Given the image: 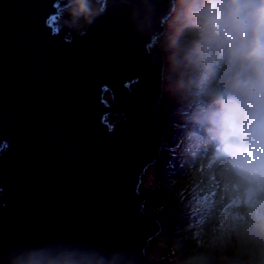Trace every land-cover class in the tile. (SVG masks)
<instances>
[{"label":"water","instance_id":"1","mask_svg":"<svg viewBox=\"0 0 264 264\" xmlns=\"http://www.w3.org/2000/svg\"><path fill=\"white\" fill-rule=\"evenodd\" d=\"M51 2L0 0V137L12 144L0 157V264L31 253L157 264L146 249L161 223L140 183L164 143L157 38L173 0H109L85 36L50 35Z\"/></svg>","mask_w":264,"mask_h":264},{"label":"clouds","instance_id":"2","mask_svg":"<svg viewBox=\"0 0 264 264\" xmlns=\"http://www.w3.org/2000/svg\"><path fill=\"white\" fill-rule=\"evenodd\" d=\"M108 6L109 0H52L49 18L56 16L57 27L49 34L67 29L85 36ZM160 47L167 63L164 90L178 99L203 101L192 117L203 138L189 145L201 148L196 171L222 190L229 167L243 165L253 172L257 188V207L250 213L244 209L245 223L228 241L215 244L216 254L199 252L183 264H264V0H173ZM114 115L109 132L122 120L120 113ZM11 147L0 137V157ZM217 149L224 156L212 161ZM4 192L0 186V195ZM12 264L110 262L74 253H31Z\"/></svg>","mask_w":264,"mask_h":264},{"label":"rangeland","instance_id":"3","mask_svg":"<svg viewBox=\"0 0 264 264\" xmlns=\"http://www.w3.org/2000/svg\"><path fill=\"white\" fill-rule=\"evenodd\" d=\"M164 35L165 32L157 38V43L159 46L164 38ZM162 52L165 58L166 69V53L163 50ZM163 95L160 101V127L164 136V143L161 149L160 157L155 163L147 167L140 183V189L142 187L149 188L151 193V198L145 201V210L149 213L156 214L158 220L161 223V231L150 240V243L146 249V254L157 260V264H179L178 260L171 256V251L167 248L169 244L167 241L168 235L162 233V223H164V219L161 212H165L167 215L166 220L170 217V220L179 222L173 217L174 213L176 211L182 210L183 204L184 206L189 205V209H191L195 202L190 199H186L184 196L189 195V193L186 192L193 188L191 193H198L196 200L197 202L204 203L203 199L206 198L209 201L207 205H204L207 208L206 213L205 208H201V205L197 207L200 209L196 208L193 212L197 214L210 213L208 219L211 220V224L207 226L208 220H200L201 222L197 226H186L188 231H184L183 235H180L178 239H188L184 244H188L191 241L189 238L202 240L203 238L199 236L198 233L208 239H211V235L213 234L212 230H215L213 227L220 220L221 225H219V229L217 230H219L220 233L224 235V239L228 241L231 237V233L236 231L241 225L245 223L246 216L244 209H247L250 213L257 207V188L253 172L243 165H232L229 167L223 179L222 190L220 187L211 186L215 184V181H209L207 179L206 173L196 171L199 163V157L201 155V148L189 147V145L194 140H200L203 138L202 126L194 122L192 119L195 109L201 107L203 105V101H188L179 99L182 101L176 105V107H179L177 119L172 122L174 125L171 130H169L170 132H168V130L165 129L161 123L163 116L161 111ZM105 98L110 100V94L106 93ZM173 100L174 106L178 101V98H173ZM176 107H173V109H176ZM170 115L174 117L173 112H170ZM107 119L109 121H113L115 119V115L107 116ZM180 123L184 124L180 125ZM175 128L178 129L174 130ZM171 134L172 138H170ZM186 147L189 148L188 151H185ZM174 153L180 154L177 155ZM223 156L224 152H221L219 149H217V153L212 157V161L220 159ZM212 161L209 162L210 166ZM166 171L169 172H167V175L165 176L164 174ZM185 188H188L189 190L184 191L185 193H183L182 197L179 199L182 200V203L177 200H173L172 197L167 196V194L170 196L172 194L175 195L177 194L178 190ZM209 193L210 195H208ZM215 203L217 205V209H224L219 213L218 217L216 214L214 215L215 212H212L215 209ZM240 204L244 205L243 217H237L236 215L232 214L233 207H239ZM189 209H186V211ZM229 210L231 211L228 212ZM193 212L187 217V220L191 225H194L195 222ZM224 218H227L226 223L223 222ZM214 237L216 238L217 235ZM218 237H221V235ZM220 239L221 238L216 240L217 243L220 242ZM213 251V254H216V249Z\"/></svg>","mask_w":264,"mask_h":264},{"label":"trees","instance_id":"4","mask_svg":"<svg viewBox=\"0 0 264 264\" xmlns=\"http://www.w3.org/2000/svg\"><path fill=\"white\" fill-rule=\"evenodd\" d=\"M173 98H176V97L172 96L169 92L164 90V95H163V99L161 102V111L163 113L161 123L165 127V129L168 130V132H170L169 130H171V128L174 125V123H172V122L177 119L179 107H176V105H178L180 103V101H182V100L178 99V101L173 106V101H174ZM173 107H176V109H173ZM170 112L174 113V117H172L170 115ZM183 124L184 123H180V125H183ZM177 129L178 128H175L174 130H177ZM170 138H172V134L170 135ZM174 154H177V153H174ZM179 154L180 153H178L177 155H179ZM167 156L169 157L168 154H167ZM167 172H169V171L165 172V174H164L165 176L167 175ZM192 189H190V190L188 188L181 189V190L177 191V194H175V195L172 194L171 196L167 194V196L172 197L173 200H177L180 203H182V200H179V199L182 197L183 193H185L184 191L189 190L188 192H186V193H189V195L184 196V197L186 199H190L193 202H195L194 203L195 205L193 204L191 209H189V205L184 206V204H183V209L180 211H176L174 213L173 217L175 218L176 221H179V222H174V221L170 220V217L166 220L167 215L165 214V212H161L163 219H164V223H162V233L168 235L167 241L169 244H168L167 248H168V250L171 251V256L176 258L178 260L179 264H183V261L187 257L195 255L199 252L208 251V252L213 254V252H214L213 250H215L214 249L215 245H213V244L217 243L216 240H218L219 238H221L219 240L220 242L221 241H224V242L227 241L226 239H224L225 238L224 235H222L220 233V231L217 230V229H219V225H221L220 220L213 227V229H215V230H212L213 234L211 235V237H212L211 239H208V238L202 236L200 233H198V235L203 238L202 240L195 239V238L194 239L189 238V240H191V241L188 244H184L186 242V240H188V239H186V240H183V238L180 240L178 239V237L180 235H183L184 231L185 232L188 231V228L186 226H197L201 222L200 220H202V221L208 220L207 226H209L211 224V220L208 219V216L210 215V213L209 214H200V213L197 214V213L193 212L194 209H196L197 207H199L201 205V208H205V213H206L207 208L204 205H207V203L209 201L206 198V199H203L204 203L197 202L196 200H197V194L198 193L197 194H195V192H194V194L191 193ZM208 195H210V193ZM199 196H201V195H199ZM213 202H215V201H213ZM198 203H200V204H198ZM243 206H244L243 204H240L239 207H236V208L233 207V210H232L233 213L232 214L236 215L237 217H240V216L243 217ZM186 209H189V210L186 211ZM197 209H200V208H197ZM223 210L224 209H217V205L215 203V209L212 212H215L214 215L216 214V216L218 217L219 213L222 212ZM230 211L231 210H229L228 212H230ZM192 212H193V217H195L194 225H191L190 222L187 220V217ZM226 219L227 218H224L223 222L226 223ZM242 221H243V219H242ZM242 224H243V222H242ZM215 235H217L216 238L214 237ZM219 235H221V237H218ZM198 243L200 245L199 247L197 246Z\"/></svg>","mask_w":264,"mask_h":264}]
</instances>
